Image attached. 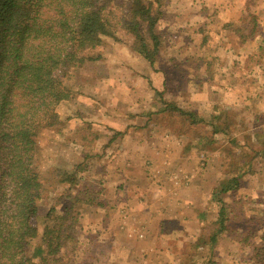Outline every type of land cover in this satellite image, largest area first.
<instances>
[{
    "label": "rangeland",
    "instance_id": "1",
    "mask_svg": "<svg viewBox=\"0 0 264 264\" xmlns=\"http://www.w3.org/2000/svg\"><path fill=\"white\" fill-rule=\"evenodd\" d=\"M257 1H247L229 30L248 27L247 14L256 11ZM166 2L161 6L164 17L154 28L162 44L153 65L139 54L140 43L117 28L92 51L96 59L70 69L64 79L70 95L57 108L60 121L37 136L36 165L46 189L37 200L39 216L50 208L60 213L79 189L92 193V204L76 203L79 225L73 259L79 264H250L252 247L264 232V43L252 64L234 60L233 66H226L225 50L208 43L207 37L216 32L207 24L209 18L176 26ZM211 12L206 13L215 14ZM227 36L232 35L223 38ZM225 73L240 80L235 94L217 90L224 87L217 80ZM247 74L258 83H247ZM221 104L230 108L210 117L224 125L217 132L199 117L191 122L174 110L179 107L201 117L202 107ZM157 125L162 127L153 130ZM164 127L173 140L183 141L178 148L181 159L188 167L197 166L191 171L210 177L201 188L211 196L208 212L196 214L204 213L203 220L210 218L212 224L207 222L201 230L177 225V237L159 228L158 235L143 238L135 225H119L121 215L126 216L120 206L126 207L128 199L123 192L114 199L118 186L108 185L103 174L155 173L154 163L148 167L128 157H150L152 144L161 143L163 131L158 129ZM64 171L68 181L60 182ZM232 178L236 187L222 193L219 185ZM221 208L224 224L219 227Z\"/></svg>",
    "mask_w": 264,
    "mask_h": 264
},
{
    "label": "trees",
    "instance_id": "2",
    "mask_svg": "<svg viewBox=\"0 0 264 264\" xmlns=\"http://www.w3.org/2000/svg\"><path fill=\"white\" fill-rule=\"evenodd\" d=\"M163 1L0 0V264H79L73 259L76 203L92 204V193L79 189L60 213L50 208L39 216L37 200L46 189L36 165L37 136L60 121L70 69L96 59L92 51L117 28L140 43L139 54L153 65L162 44L154 28ZM66 173L60 182L68 181ZM236 181L219 190L227 192ZM218 223L224 224L222 208ZM259 240L250 264H264V232Z\"/></svg>",
    "mask_w": 264,
    "mask_h": 264
},
{
    "label": "crops",
    "instance_id": "3",
    "mask_svg": "<svg viewBox=\"0 0 264 264\" xmlns=\"http://www.w3.org/2000/svg\"><path fill=\"white\" fill-rule=\"evenodd\" d=\"M166 1L167 5L165 8H167L168 12H172L174 16L172 21L176 26H182L187 21H194L195 19L207 20L209 18L207 24L215 28L216 32L213 36L207 37L208 43H211V46L215 50L221 51V48L225 50L223 56H226V66H233L235 64L234 60H239L242 64H252L253 55L256 54L259 47L264 43V0H258L257 4H255L256 11L249 13V15L247 14L249 19L246 21V26L248 27L243 30L236 29L234 31L229 29L241 18L244 13L245 4L249 0ZM202 7L203 9L199 11ZM207 11H214L215 14L209 16V13H206ZM197 32L195 31L194 33ZM225 35H232L233 37L227 36L228 40H226L223 38ZM234 75L239 76L235 72ZM249 78L250 76L247 74V83H258L251 79L249 80ZM241 79L244 80L243 77ZM217 81L224 86L217 87V90L219 91L220 89L222 94L227 96L235 94V85L237 89V83L240 80L238 77L235 80L232 75L225 73ZM217 107L219 106L202 107L198 112L201 117L197 115L201 122L203 121L211 127L213 132H217L219 128L224 129V125L214 118V120H217L215 124L214 120L210 117H215L217 114L224 112L221 108H230H226L222 104L219 108ZM177 108L179 109V107ZM181 110L183 109L181 108ZM206 112L210 113L209 118L205 116ZM159 127L162 126L157 125L153 130H157ZM158 130L163 131L161 139H159L161 143L158 142L159 146L152 144L153 147L149 150L150 157H146L144 154H138L137 157H134V155L128 157L129 159L134 158L135 162H146L147 166L151 162L154 163L151 170H154L155 173H137L138 171L135 170L131 173L123 171V173L103 174L108 178V185L111 182L118 186L117 190L114 191V199L119 198L121 192L126 194L125 198L128 199L125 202L126 207L120 206L124 209L126 216L121 215L122 220L118 217L119 225L121 227L129 224L135 225L136 232L139 231L138 233L143 238L147 237L150 233V236L158 235L160 229L165 233H170V235L175 234L177 237L181 233V229L178 228L180 225L183 227L191 226L193 230H201L207 222L209 225L212 224L210 218L207 219L208 221L203 220L205 218L204 213L208 212L211 196L202 194L201 190L207 184L204 180L210 177H207L204 173H193L194 171L192 172L190 167L196 169L197 166L191 165L188 167L181 159L180 149L178 148L180 146L182 148L184 145L180 138L176 139L174 137L173 140V135L166 128ZM176 151L179 152L180 157ZM177 170H180L182 173H177ZM109 178L111 179L110 181ZM121 188L122 190H119ZM196 210L203 211L204 213L196 214ZM210 234L208 236H211Z\"/></svg>",
    "mask_w": 264,
    "mask_h": 264
},
{
    "label": "built area",
    "instance_id": "4",
    "mask_svg": "<svg viewBox=\"0 0 264 264\" xmlns=\"http://www.w3.org/2000/svg\"><path fill=\"white\" fill-rule=\"evenodd\" d=\"M176 180V179H175Z\"/></svg>",
    "mask_w": 264,
    "mask_h": 264
}]
</instances>
